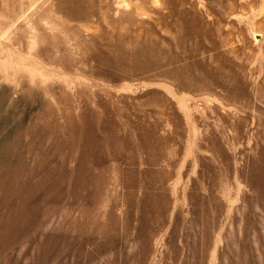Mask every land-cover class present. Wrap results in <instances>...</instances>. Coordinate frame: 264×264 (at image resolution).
Wrapping results in <instances>:
<instances>
[{
	"label": "rangeland",
	"instance_id": "rangeland-1",
	"mask_svg": "<svg viewBox=\"0 0 264 264\" xmlns=\"http://www.w3.org/2000/svg\"><path fill=\"white\" fill-rule=\"evenodd\" d=\"M0 264H264V0H0Z\"/></svg>",
	"mask_w": 264,
	"mask_h": 264
}]
</instances>
